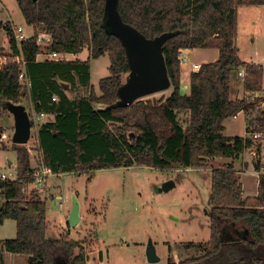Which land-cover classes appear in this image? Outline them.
Masks as SVG:
<instances>
[{
	"label": "trees",
	"instance_id": "1",
	"mask_svg": "<svg viewBox=\"0 0 264 264\" xmlns=\"http://www.w3.org/2000/svg\"><path fill=\"white\" fill-rule=\"evenodd\" d=\"M16 2L34 33L18 45L12 24L0 22L9 45L0 55V108L31 103L35 113L52 118L40 125L37 135L45 167L53 174L83 175L136 166L206 170L213 160H230L211 172L209 242L185 244L198 254L167 264H264V186L259 183L258 197L244 198L234 167L258 145L248 137L224 135V122L245 112L248 125L264 137V110L259 107L264 98L250 99L263 92L264 67L241 62L236 44L238 8L264 7V0H118L123 23L146 39L170 35L163 50L171 96L126 108L117 103L130 62L121 41L105 27L106 0ZM40 32L52 39L48 53L80 55L88 50V59L39 62ZM180 49L219 51L216 62L189 75L188 95L180 92ZM106 55L110 77L99 82V96L91 85V61ZM23 70L26 83L19 79ZM240 71L245 73V97L234 100L232 77ZM181 113L187 116L183 124ZM13 149L17 180L0 181V226L15 221L17 235L0 242L2 248L30 257L28 264H87L82 243L64 235L49 238L46 202L36 195L26 197L35 172L32 151L21 145Z\"/></svg>",
	"mask_w": 264,
	"mask_h": 264
},
{
	"label": "rangeland",
	"instance_id": "2",
	"mask_svg": "<svg viewBox=\"0 0 264 264\" xmlns=\"http://www.w3.org/2000/svg\"><path fill=\"white\" fill-rule=\"evenodd\" d=\"M252 6L238 8L237 47L239 59L247 63L251 58L264 56V10ZM264 9V8H263ZM263 11V12H261ZM0 19L8 20L15 27H23L27 36L34 32L28 29L16 0H0ZM9 21L3 23H11ZM11 23V24H12ZM9 51L5 32L0 30V55ZM88 50L79 60L86 61ZM219 59L218 50H192V64H209ZM189 60V61H190ZM189 66V65H188ZM186 67H182L184 72ZM108 55L91 61V85L98 91L99 82L110 77ZM191 68V67H190ZM127 76H123L126 82ZM188 79L184 77L181 94L188 95ZM186 85V86H185ZM242 80L233 75L231 98H240ZM188 87V88H186ZM186 88V89H185ZM170 90L145 99H167ZM241 91V90H240ZM26 103V101H24ZM27 105V103H26ZM25 106V105H24ZM181 123L186 121L184 113L179 114ZM227 136L244 137V118L238 121L229 119ZM14 121L11 114L0 108V174L9 173L17 165V154L12 143ZM36 129L28 145L32 151V167L38 168L39 154ZM256 146L251 147L246 157L235 162L238 180L243 185L244 198L259 196L258 177L252 172L255 167ZM12 163V167L9 166ZM245 162L244 166L242 165ZM230 160L217 159L206 170L159 171L151 167H133L104 169L93 174H63L50 177L47 194V221L56 227L57 234L82 243L87 264H149L146 248L153 240L159 264H167L169 259L180 263L196 256L197 249L185 248L187 243H206L210 240L209 211L211 172L224 168ZM168 181H174L176 187L168 193H159V189ZM35 192V191H34ZM37 192V191H36ZM26 196L30 198V195ZM39 197V196H38ZM58 199L52 200V198ZM73 198L80 204L81 222L76 228H68V218L73 206ZM62 201L64 209H59ZM16 238V223L7 220L0 226V240ZM2 245H0L1 249ZM7 264L17 256L9 254ZM24 259V257L22 258Z\"/></svg>",
	"mask_w": 264,
	"mask_h": 264
},
{
	"label": "water",
	"instance_id": "3",
	"mask_svg": "<svg viewBox=\"0 0 264 264\" xmlns=\"http://www.w3.org/2000/svg\"><path fill=\"white\" fill-rule=\"evenodd\" d=\"M105 27L123 44L129 62L130 73L120 88L118 107H129L150 96L166 92L172 88L164 57V43L170 35H163L155 40H148L134 28L123 23L118 12V0H106ZM14 121V145L26 146L31 140L32 123L23 105L12 103L2 104ZM96 108V106H95ZM103 110V107L100 108ZM176 187L174 181H168L159 189V193H168ZM81 207L73 198V206L68 219L71 229L81 222ZM146 259L149 264H159L156 246L149 240L146 248Z\"/></svg>",
	"mask_w": 264,
	"mask_h": 264
},
{
	"label": "built area",
	"instance_id": "4",
	"mask_svg": "<svg viewBox=\"0 0 264 264\" xmlns=\"http://www.w3.org/2000/svg\"><path fill=\"white\" fill-rule=\"evenodd\" d=\"M12 32L14 34L16 43L18 45H20V43H22L23 41H26L29 39V37L27 35H25L23 29L21 27H13L12 26ZM49 36L45 33H40L38 35V44L40 45V48H42V46L46 43V37ZM50 37V36H49ZM43 49V48H42ZM187 50H183L180 49L178 51V61L180 63V67H186L188 66L190 63L189 61V57L187 55ZM42 55V51L40 52L39 56ZM47 60H51V61H55V62H61V61H68L66 55L64 54H58V53H48L46 55ZM199 65H191V73H196L200 70ZM238 77L240 79H243L245 77V73L244 71H240L238 74ZM20 82L22 83H26V75L24 70L22 71V73L20 74ZM28 84V83H27ZM264 98V95H261L260 93L258 94H252L250 95V99L251 101H256V100H261ZM53 101H56V99H53ZM260 109L264 110V102H261L259 105ZM27 112L30 116V120L32 123V131L33 129H36V131L39 129L40 125H42V121L43 119H48V122L51 120L49 118V116L41 113V114H37L33 111V107L32 104H28L27 107ZM238 116V115H237ZM234 117V118H237ZM248 129H250L249 134H247V137L252 140L254 142V144L258 145L256 146V151L255 153H252L255 157H256V163H255V167H254V174L258 177V181L259 183H261L264 186V137L263 135L254 132L252 127H250V125H248ZM32 137V135H31ZM38 143V140L37 142ZM37 148L39 149V147L37 146ZM39 167L38 168H34L35 172L34 175L32 177L33 183L31 185H34L35 190L37 192L43 193L47 187V180L50 177H61L62 174H53L51 172V170H49L48 168L45 167V165L43 164L40 155H39ZM12 167V165H11ZM17 180V173H16V167H13L9 173H2L0 174V181H16ZM60 207H63V203H60Z\"/></svg>",
	"mask_w": 264,
	"mask_h": 264
},
{
	"label": "crops",
	"instance_id": "5",
	"mask_svg": "<svg viewBox=\"0 0 264 264\" xmlns=\"http://www.w3.org/2000/svg\"><path fill=\"white\" fill-rule=\"evenodd\" d=\"M256 8H259L258 10H264L263 8L264 7H262V6H260V7H256ZM261 12H263V11H261ZM24 19V18H23ZM6 21H9V22H11V20L10 19H8V20H6ZM5 20H2V19H0V22H6ZM24 22H25V20H24ZM12 23V22H11ZM26 24V23H25ZM12 26L13 27H15L14 25H13V23H12ZM28 27V26H27ZM22 29H23V27H21ZM28 29H30V31H32L33 32V29L32 28H30V27H28ZM23 31H24V33H25V30L23 29ZM40 33H43V32H40ZM26 35V34H25ZM33 35H32V33H31V35H29L28 37L30 38V37H32ZM46 43L42 46V48H41V51H42V55L41 56H38V58H37V60L39 61V62H43V61H45V60H47V58H46V55L48 54V50H47V48L52 44V39H51V37H49V36H47L46 37ZM87 50H85L84 52H86ZM84 52L82 53V54H80V55H66V57H67V60L68 61H76V60H79V57L80 56H82L83 54H84ZM187 52V55H188V57H189V60H190V56H191V54H192V50H187L186 51ZM88 55H87V59H88ZM81 61V60H80ZM190 64H189V66H188V68H187V71L186 72H184L183 70H182V68H181V72H182V79L184 78V77H187V79H188V82H187V85H188V87H189V75L191 74V70H190V67H191V65H194V64H192V61L190 60V62H189ZM248 64H256V65H262L263 67H264V56L263 57H261V58H257V59H250L248 62H247ZM203 64H199V66H202ZM238 78V77H237ZM239 80H242V79H240L239 78ZM181 84H182V80H181ZM186 86V85H185ZM188 87H186V88H188ZM185 88V89H186ZM241 90V91H240ZM241 92H243V94H242V96L240 97V98H236V99H238V100H240V99H243L244 97H245V93H244V91H243V86L241 85L240 87H239V93L241 94ZM261 95H264V74H263V92L262 93H260ZM236 99H234V100H236ZM26 107V106H25ZM27 110V109H26ZM240 117H243L244 118V129L246 130V133L244 134V137H241V138H246L247 137V131H248V122H247V116H246V113L245 112H241V113H239V115L237 116V118H231V119H233V120H235V121H238L239 120V118ZM49 119H52V118H49ZM228 121V120H227ZM227 121H225L224 122V128H225V131H224V135L226 136V137H228V138H235V137H239V136H227L226 135V133L228 132V125H226L227 123ZM46 122H48V119H43V121H42V124H44V123H46ZM36 133H37V135H38V130L36 131ZM37 142V141H36ZM247 152L248 151H246L244 154H243V156L240 158V159H242L243 157L245 158L246 157V154H247ZM243 158V159H244ZM244 164H245V162H243V166H244ZM12 165V163L11 162H9V166H11ZM234 167H235V170L237 171V172H239L240 173V171H243L242 169H238L237 168V166H236V164H234ZM252 172H254V170L252 171ZM50 179V178H49ZM49 179L47 180V187H46V189H45V191L43 192V193H40V192H36V190H35V187H34V185H29V187L27 188V195H30V197L32 196V195H36V196H39L43 201H45L46 203H47V194H45L46 192L48 193V190H49V187H48V181H49ZM258 185H259V183H258ZM35 191V192H34ZM244 191V190H243ZM27 197V196H26ZM28 198H29V196H28ZM55 199H58V197H56V198H52V200H55ZM60 203H62V201L60 202ZM59 209L60 210H62V209H64V206L61 208L60 207V204H59ZM46 215H47V213H46ZM70 216V215H69ZM69 219V218H68ZM15 222V221H14ZM16 223V222H15ZM48 223H49V221H48ZM4 225V224H3ZM2 225V226H3ZM67 225H69V223H67ZM68 228H70L69 226H67ZM56 227H54V226H52L50 223H49V238H51V239H57V238H59L60 236H62V234H57V237H55V235H53L52 234V232L54 231L55 233H57V230L55 229ZM16 235H17V224H16ZM15 239V238H14ZM4 241H6V239L5 240H0V242H4ZM1 245V244H0ZM9 254H11V253H8V252H6L2 247H1V249H0V264H7V261L9 262V259H5V257H7V258H9V256H7V255H9ZM12 255H16L17 257L15 258V259H12V262L11 263H9V264H28V262H29V259H30V257H28V256H23V255H17V254H12ZM24 257V259H22Z\"/></svg>",
	"mask_w": 264,
	"mask_h": 264
}]
</instances>
